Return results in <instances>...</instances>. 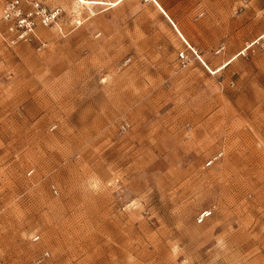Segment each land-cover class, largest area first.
<instances>
[{"label": "rangeland", "instance_id": "obj_1", "mask_svg": "<svg viewBox=\"0 0 264 264\" xmlns=\"http://www.w3.org/2000/svg\"><path fill=\"white\" fill-rule=\"evenodd\" d=\"M112 1L66 2L96 20L77 50L8 46L0 22V264H264V37L228 56L264 10L199 0L210 72L171 42L113 51L114 23L156 15Z\"/></svg>", "mask_w": 264, "mask_h": 264}, {"label": "crops", "instance_id": "obj_2", "mask_svg": "<svg viewBox=\"0 0 264 264\" xmlns=\"http://www.w3.org/2000/svg\"><path fill=\"white\" fill-rule=\"evenodd\" d=\"M68 1L69 0H47L49 4L47 5H52L51 7L60 6L64 9L66 14L68 7L71 8V6H73V9H71L72 11H77L75 10V7L78 6L75 3H73V5L70 4L71 6L67 5L66 2ZM115 1L116 0H113L112 2ZM118 1L119 2L117 4L112 6H116L125 0ZM239 1H242L241 3H244L245 6L251 5L254 10H264V0ZM198 3L199 0H175V3L170 4H168L164 0H145V5L150 6L156 16H148L142 18L130 17L122 19L121 23H114L115 26L112 27L111 39L114 43L116 42V45L113 47V51L116 52L119 49V41L127 42L124 45L121 44V48L125 49H131L132 47H134L135 41H140L142 43L141 47L146 50V54L150 57L162 56L164 46H166V44L170 42L174 45V47L176 46L177 53L178 50L184 47L186 43L201 47L202 51L207 49L214 43L213 37H209V35H212L214 25H210L208 20L206 19L210 15L208 13L209 11H207V7H202V9L200 10L198 7ZM204 13L205 17H203ZM89 18L90 17H78V15L76 18H71L70 14L64 15L59 19L56 25L46 28L39 27L37 29L38 40L33 42V44L37 46L39 44L38 41L44 42V47H42L41 49L37 48V50L40 51L47 46L54 45L55 41L58 42L61 40L62 46L69 47V45H72L71 49H80L78 42L73 41L75 40L74 38L78 36L79 32L82 29H85V25L90 23ZM77 21H79V23H77ZM95 21L96 20H94V22H91L90 24H94ZM242 24L244 25L238 30V32L233 35L229 34L228 56H232L230 61L232 60V58H236L240 50L244 47V44H242L243 42H241L240 36L238 35L239 32L242 33L245 31L243 30L244 27L255 25L258 28V33H256L253 38L247 39L248 41L255 40L256 38L262 36V33H264V23L259 22L257 17L249 22L243 21ZM119 25H121L120 28ZM100 32V29H96L95 34L98 35ZM94 45H96V41H94ZM249 51L253 52L255 51V49L252 48ZM64 64H69V60L66 56H62V65ZM178 65L179 63L177 64V66ZM207 69L212 72L209 66ZM175 78L176 76L174 75L173 79Z\"/></svg>", "mask_w": 264, "mask_h": 264}, {"label": "built area", "instance_id": "obj_3", "mask_svg": "<svg viewBox=\"0 0 264 264\" xmlns=\"http://www.w3.org/2000/svg\"><path fill=\"white\" fill-rule=\"evenodd\" d=\"M64 13L65 11L62 7L48 6L42 0H5L1 6L0 15L2 38L8 46H14L20 43H33L38 40L37 29L39 27L46 28L56 25L59 19L64 16ZM262 37L264 36L247 41L238 55L244 56L248 48L254 45H261ZM38 43V49L45 46L44 42L38 41ZM224 48L225 45L221 44L213 53L219 54ZM177 60L182 68L189 66L195 60L200 61L208 68L199 47L190 43H186L184 47L178 50ZM120 129L121 131H125L127 129V123H122ZM220 156L221 153L212 156L208 160L207 165L212 164ZM209 214V212L204 213L200 220ZM33 239H38V236H35Z\"/></svg>", "mask_w": 264, "mask_h": 264}]
</instances>
